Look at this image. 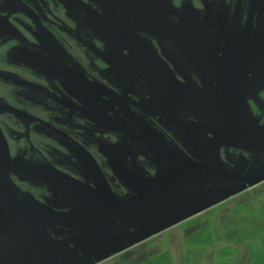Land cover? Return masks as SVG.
<instances>
[{
  "label": "flooded vegetation",
  "instance_id": "af4514ba",
  "mask_svg": "<svg viewBox=\"0 0 264 264\" xmlns=\"http://www.w3.org/2000/svg\"><path fill=\"white\" fill-rule=\"evenodd\" d=\"M227 50L220 54L209 48L212 58L203 61L210 71L201 64L197 67L204 73L203 88L201 81L187 80L180 70L185 60L177 65L176 59L168 58L179 78L169 72L144 75L140 82L147 89L146 101L129 89L116 92L95 86L54 62L38 67L59 81L60 90H44L41 75L32 76L34 84L27 90L24 70L11 76L8 65H3L0 113L10 112L21 122L3 124L6 132L0 127V264H56L61 251L50 238L52 229L65 230L58 237L71 246L66 252L70 264L147 254L149 241L219 203L213 199L204 203L196 196L204 181L218 191L221 201L248 195L264 184V169L254 161L230 160V165L222 154L229 149L247 157L264 155V137L256 131L264 129V123L246 111L250 99L264 87L263 62L252 63L248 48L237 47L236 64L225 65ZM14 85L28 96L17 95L10 103ZM139 85L135 88L143 87ZM44 98L67 112L61 129L65 140L57 139L56 124L51 122L48 129L31 115L42 110ZM218 121L236 133L216 132ZM172 130L181 131V140ZM13 135L17 138L10 140ZM92 135L99 138L88 137ZM18 137V144L12 145ZM51 182L56 183L58 198L67 203L49 206L35 199L30 206L25 194H38ZM76 198L80 201L74 207Z\"/></svg>",
  "mask_w": 264,
  "mask_h": 264
},
{
  "label": "rangeland",
  "instance_id": "374dc122",
  "mask_svg": "<svg viewBox=\"0 0 264 264\" xmlns=\"http://www.w3.org/2000/svg\"><path fill=\"white\" fill-rule=\"evenodd\" d=\"M166 14L179 22H172ZM211 47L220 50V54L228 48L230 56L225 65L234 66L235 50L243 47L252 54V63L260 59L264 66V0H0V76L5 73L2 72L5 64L11 76L21 75L23 69L27 90L33 86L35 75L42 76L44 90H60L59 81L48 78L49 73L38 67L54 62L83 75L95 86L116 92L129 89L146 101L147 89L140 82L144 75L169 72L179 78L168 58L176 59L177 65L185 60L180 70L186 73L187 80L192 77L201 81L199 85L203 88L206 81L198 68L201 64L203 70L210 71L203 60H211ZM168 51L174 52L173 55ZM136 82L143 87L136 89ZM11 90L15 95L10 93V103L17 95L28 96L21 94L20 87ZM263 102L264 87L250 99L246 111L264 123ZM41 106L42 110L30 112L31 115L41 119L38 122L48 129L51 122L56 124L57 139L65 140L61 129L67 123V112L45 98ZM0 120L4 132L3 124L10 122L17 126L21 122L7 111L0 113ZM218 122L216 132L236 133V129ZM172 131L174 138L181 140V131ZM13 136L10 140L17 138ZM18 141L19 137L12 145ZM222 154L230 165V160L241 163L250 160L264 169L262 154L251 153L247 157L242 151L229 149ZM204 183L201 194L196 196L204 203L218 200L217 205L149 241L147 254L138 253L128 259L108 258L100 264H264V184L250 190L248 195L221 201L210 182ZM55 184H44L46 188H41L38 194L26 193V201L30 206L35 199L45 205L61 206V202L65 205L66 200L58 198ZM15 192L22 195L18 190ZM79 201L73 200L74 207ZM49 231L61 251L56 264H70L66 252L71 246L60 239L65 230Z\"/></svg>",
  "mask_w": 264,
  "mask_h": 264
},
{
  "label": "water",
  "instance_id": "95a60500",
  "mask_svg": "<svg viewBox=\"0 0 264 264\" xmlns=\"http://www.w3.org/2000/svg\"><path fill=\"white\" fill-rule=\"evenodd\" d=\"M244 101H245V98H244V100L242 99L241 100V107H243L244 106ZM256 131L262 136V137H264V129H261V128H258V129H256ZM218 158V148L214 151V159H217ZM217 163V162H216Z\"/></svg>",
  "mask_w": 264,
  "mask_h": 264
}]
</instances>
